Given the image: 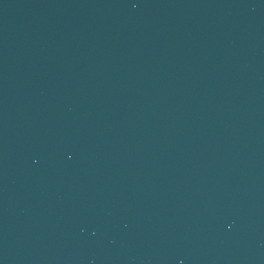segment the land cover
Returning a JSON list of instances; mask_svg holds the SVG:
<instances>
[{"label":"water","instance_id":"95a60500","mask_svg":"<svg viewBox=\"0 0 264 264\" xmlns=\"http://www.w3.org/2000/svg\"><path fill=\"white\" fill-rule=\"evenodd\" d=\"M0 264H264V0H0Z\"/></svg>","mask_w":264,"mask_h":264}]
</instances>
